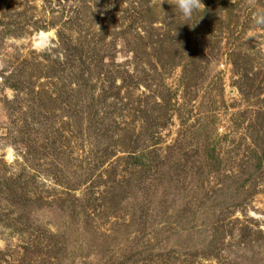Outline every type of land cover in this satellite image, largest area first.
<instances>
[{
    "label": "rangeland",
    "instance_id": "rangeland-1",
    "mask_svg": "<svg viewBox=\"0 0 264 264\" xmlns=\"http://www.w3.org/2000/svg\"><path fill=\"white\" fill-rule=\"evenodd\" d=\"M169 3L0 0V73L24 86L0 77V264H264V0H202L180 25ZM60 30L83 57L50 80ZM71 68L97 119L65 109Z\"/></svg>",
    "mask_w": 264,
    "mask_h": 264
},
{
    "label": "trees",
    "instance_id": "trees-1",
    "mask_svg": "<svg viewBox=\"0 0 264 264\" xmlns=\"http://www.w3.org/2000/svg\"><path fill=\"white\" fill-rule=\"evenodd\" d=\"M6 26L7 27L4 30V32L2 33V35L3 34L4 35H6V34L10 35L11 34L10 27L7 24H6ZM11 35H13V34H11ZM58 37H59V40L57 41V45L64 46L63 47L64 60L60 61V58H58L57 56L54 60H49V62H48V69L49 70H48L47 75H49L48 79H50V80L51 79L53 80L55 77H58V80H59V75L61 74V72L64 71L65 68L66 69L69 68L68 64L69 65H70V63L73 64L74 63L73 60L77 61L79 59H82V57H83L80 53V51L82 49L79 45V42L74 43L72 40H68L63 35V32L61 30L58 32ZM75 56H80L81 58L76 59ZM71 59H72V61H71ZM105 61H106V58L101 59V66L104 65ZM82 62H83L82 65L85 64L84 61H82ZM72 67H74V66H72ZM84 68L89 69V66H85ZM71 69H72L71 71H73V68H71ZM86 69L84 70L82 68V70H77V71L74 70L71 73L72 75H68L71 78V80L76 81V83L78 84V89L75 93H71L72 95L67 93V89H66L67 84L64 81L62 82L61 87H60V97H61V95H63L64 99H66L65 100V102H66L65 103V109H68L69 111L71 109L72 113H70L69 115H71V116L74 115L75 117H77L81 120H83L85 117L86 118L95 117L96 115H98L97 112L100 109V107H98L97 104L94 105V102H88V104L85 105L86 100H88V99L94 100L93 94H92V87L93 86H90V81H89V77H91V74H86ZM19 71L20 70L10 71L7 75L4 72L0 73V75H1L0 77L3 80V85L7 88L13 89L16 92L23 91L24 86L21 85L23 83V81L21 79L22 73ZM72 76L74 78H72ZM110 77H111L110 74L106 77L108 81H110ZM121 77H122V81H123L122 84L116 86V85H114V80H112V82H111L112 87H110V90L113 89V86H115L116 89L119 91L122 89V87L125 86V77L124 76H121ZM61 80H63V79H61ZM114 93H115V91H114ZM37 95H39V93H37ZM117 95H118L117 92L115 94H111L110 99L111 98L114 99V97ZM15 103H16V101L7 100L5 105L9 109V108H13ZM66 107H69V108H66ZM87 107H88V112H86ZM95 107H97L98 109H96ZM42 111H44V109H41L39 113H41ZM142 113L143 114L140 115L141 117L144 116L147 112L146 113L142 112ZM42 117H46V115L40 114L39 118L41 119ZM37 118H38V116H37ZM255 118H256V120H258V125L256 124L257 125L256 126L254 124V122L256 121L255 120L254 122H251L250 129L253 130V132H254L256 144L264 147V109L260 110L259 112H256ZM40 119H38V122L37 121L33 122L34 123L33 125H41L42 121ZM95 119H97V118L95 117ZM26 125H27V127H31L29 123H27ZM257 150H258V148H257ZM142 151H144V153L147 152V150L144 148L142 149ZM254 153L261 156V154L258 152L257 153L254 152ZM254 160H255V162L257 161L256 167H258V166L260 167L259 157H256ZM22 195H24V194H22ZM25 249H26V254H29L31 256H39L41 253L48 254L50 256L51 251H52L50 247L46 248V246H45V248L41 249L40 246L36 242H31V246H28ZM41 250H43V251H41ZM22 264H23V260H22Z\"/></svg>",
    "mask_w": 264,
    "mask_h": 264
},
{
    "label": "clouds",
    "instance_id": "clouds-1",
    "mask_svg": "<svg viewBox=\"0 0 264 264\" xmlns=\"http://www.w3.org/2000/svg\"><path fill=\"white\" fill-rule=\"evenodd\" d=\"M168 2V0H167ZM172 9L175 8L174 15L178 12L181 20L177 25L188 24L192 19L193 13L197 12L200 5L203 4L202 0H173L169 3ZM253 22L256 26L264 27V8L257 9L253 15ZM247 39V38H246Z\"/></svg>",
    "mask_w": 264,
    "mask_h": 264
}]
</instances>
